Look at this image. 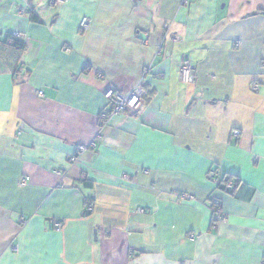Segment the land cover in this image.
Returning a JSON list of instances; mask_svg holds the SVG:
<instances>
[{"label":"crops","instance_id":"0c3cea01","mask_svg":"<svg viewBox=\"0 0 264 264\" xmlns=\"http://www.w3.org/2000/svg\"><path fill=\"white\" fill-rule=\"evenodd\" d=\"M0 264H264V0H0Z\"/></svg>","mask_w":264,"mask_h":264},{"label":"built area","instance_id":"2783aa9c","mask_svg":"<svg viewBox=\"0 0 264 264\" xmlns=\"http://www.w3.org/2000/svg\"><path fill=\"white\" fill-rule=\"evenodd\" d=\"M48 2L53 5L56 3H61L62 0H48ZM20 13H25V10L21 9ZM88 27H89V20L87 18H83L79 23L80 31L84 32L88 29ZM168 28L169 27H167V29ZM167 37L168 34L166 31L165 34L163 35V38H167ZM171 38L173 40H177L178 37L176 35H171ZM7 44L10 45V42H8ZM66 51L69 52L70 50L66 49ZM178 65H179V73H180L181 81L185 84L193 83L196 79V69L193 66V64L189 60L184 59L180 61ZM98 77L102 78V75L99 74ZM251 88L253 91L258 90V86L256 84H252ZM39 96L42 97L41 92H39ZM104 97L106 99L107 105L109 106V111L102 112L99 115L98 127L100 133L103 127L105 126V124L107 123V120L110 115L119 114V113H134L137 111L143 99V89L141 88V84L139 83L128 94L125 95L116 89L107 88L104 92ZM232 134L237 136L239 132L237 130H234ZM99 139H100V134H97V136L87 145H78L75 148V153L69 157L68 162L73 163L74 161H76L77 157L81 153L91 148H94L96 145V141ZM28 180H29L28 177L21 179L20 185L24 186ZM207 180L217 187L219 185H223L225 190H230L233 188V180L230 179L226 182H223L222 175L219 174L215 168L209 169L207 173ZM181 198L193 199L191 195H184V194L181 196ZM211 207H212L213 220L215 222H225L226 216L222 211L221 202L219 201V199L212 198ZM137 211L141 213L144 212V210L141 208L137 209ZM53 224H54V228L57 230L62 227V223L60 221L55 220L53 221ZM190 239H193V236H190Z\"/></svg>","mask_w":264,"mask_h":264},{"label":"trees","instance_id":"16d2710c","mask_svg":"<svg viewBox=\"0 0 264 264\" xmlns=\"http://www.w3.org/2000/svg\"><path fill=\"white\" fill-rule=\"evenodd\" d=\"M31 18H32L34 21L37 19L35 15H31ZM8 42H10V45H9V46H16V45L19 44V41H18L17 37H15V36H10V37H8V38L6 39V43H8ZM222 177H223V182H226V181L230 180V178H227V177H225V176H222ZM236 183H237V182H236L235 180H233V188L230 189V190H226V191L231 192V191L234 189V187L236 186ZM218 187H219V188H222V189L225 190V188H224L223 185H219Z\"/></svg>","mask_w":264,"mask_h":264}]
</instances>
